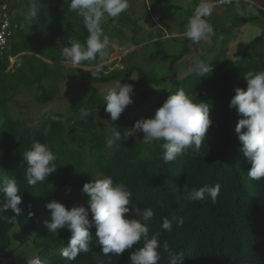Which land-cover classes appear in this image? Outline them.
Returning a JSON list of instances; mask_svg holds the SVG:
<instances>
[{"label": "trees", "instance_id": "obj_1", "mask_svg": "<svg viewBox=\"0 0 264 264\" xmlns=\"http://www.w3.org/2000/svg\"><path fill=\"white\" fill-rule=\"evenodd\" d=\"M248 1L257 6L246 0H231L226 5L236 6L237 13L226 18L213 13L205 17L214 35L199 43H193L185 34L173 36L180 48L164 74L144 70L131 61L133 54H129L122 60V68L100 71L96 78L92 76L101 83H124L134 73L139 84L153 86L134 98L116 121L104 110V97L97 89L81 82L86 95L70 106L74 124L79 127L71 136L67 135L66 113L47 110L36 118V123L27 124L24 118L10 113L6 102L9 93L20 86L31 92L39 104L56 96V82L64 78L63 62L67 61L61 56L62 48L69 46V40L83 45L89 36L83 17L69 8V0H36L39 13L31 26L21 16L10 18L9 49L0 57V182L15 179L22 197V213L16 220L9 210L4 214L7 219H0V256H5L7 264H28V260L37 256L43 264H69L60 253L68 245L71 233L67 228L58 230L57 234L48 232L45 221L50 220V214L46 203L55 199L69 209L79 204L87 207L89 197L81 191L82 185L109 176L114 183H124L132 193L130 212L126 215L134 214L132 207L153 210V217L144 221L149 229L147 237L119 257L106 256L95 243L93 224L89 227L93 236L89 251L81 252L71 264H131L129 255L157 232L161 244L158 264H168V253L162 246L164 241L171 251L181 255L178 264H264V180L247 177L250 165L235 132V125L244 117L235 108H229L235 88L246 89L243 76L249 71L264 72V37H252L234 58L228 57L222 46L236 27L264 18V0ZM31 2L20 0L19 4L29 7ZM157 2L162 3L158 18L168 19L166 10H171L181 19V33H185L199 4V0H192L191 7L169 0ZM132 17L127 22L134 30L136 21ZM111 21L117 22L116 18ZM104 30L107 29H103V33ZM155 34L162 36V32ZM209 39L212 48L217 47L208 61L210 73L198 75L193 71L189 74L194 64L188 66L185 59ZM9 56H16L18 60L13 69H6ZM102 62L98 57L79 66ZM178 65L184 69L181 75L176 71ZM102 69L106 67L102 65ZM82 72L80 68L71 67L69 75ZM178 90L185 91L197 102L209 103L212 125L199 152L187 149L176 160L165 164L161 159V141L144 144L140 132L128 139H124L123 134L134 121L151 117L165 99ZM82 109H90L92 114L81 118ZM116 131L121 139L109 148L106 146L108 136ZM35 142L47 145L56 155L57 169L46 181L33 187L26 181L23 151ZM206 184L219 185L215 202L207 193L203 201L189 202L184 198L187 191ZM3 199L0 194V203ZM172 215L182 217L183 225L177 227L174 223L171 232L164 231L163 219H170Z\"/></svg>", "mask_w": 264, "mask_h": 264}, {"label": "clouds", "instance_id": "obj_2", "mask_svg": "<svg viewBox=\"0 0 264 264\" xmlns=\"http://www.w3.org/2000/svg\"><path fill=\"white\" fill-rule=\"evenodd\" d=\"M222 2L227 4L231 0ZM128 7L129 0H69V8L83 17L89 36L83 45L78 41L69 40V46L62 48L61 56L77 68L82 62L95 61L98 57L102 61L109 47V40L103 33L102 24L107 18L119 17ZM214 7L212 0H200L186 26V38L193 43H199L202 39L214 35L213 27L205 19L212 15ZM38 13L36 0H32L24 16L25 23L31 26ZM101 69L102 63L97 65L95 71H90L91 75L96 78ZM188 71L189 74L195 71L198 75H206L210 73L211 68L209 62L206 64L197 59L194 68H189ZM243 78L246 81V89L235 88V94L229 101V108H235L237 113L244 117L238 120L235 132L242 145L241 150L246 162L250 165L247 177L260 181L264 180V72L249 71ZM133 95V85L122 84L120 81L106 90L103 104L111 120L119 119L127 106L133 103ZM198 101L185 91L178 90L170 94L151 117L134 121L130 128L124 130L123 138L134 137L140 132L144 144L161 141L163 149L161 159L165 164L176 160L187 149L199 152L212 120L209 103ZM91 114L90 109H82L80 112L81 118H87ZM120 139L121 134L116 131L107 140L106 146L111 148ZM56 159L51 149L40 142H35L24 150L27 184L34 187L37 183L46 181L48 175L56 172L57 165L54 163ZM19 191L15 179L0 182V194L4 198L0 203V219H7L4 214L9 210L16 220L22 213L20 207L22 197L18 194ZM81 191L89 197L87 207L79 204L69 209L55 199L46 203L50 214V220L45 221L48 232L57 234L58 230L67 228L71 233L68 245L61 249L60 253L69 264L81 252L89 251V246L93 243L89 227L93 224L95 243L101 246L106 256L119 257L137 245L142 238L147 237L149 229L144 221L151 219L154 212L151 208L142 211L139 207H132L134 214L131 217L126 215L130 212L128 205L132 193L124 183H114L109 176L85 182ZM219 192L218 184L216 186L206 184L199 189L187 191L184 198L189 202L203 201L207 193L215 202ZM134 216L140 219L133 218ZM174 223L177 227L182 226L183 218L176 215H172L170 219L164 218L161 227L164 231L171 232ZM159 236V232L155 233L143 247L132 252L129 255L131 264H158L160 260L158 249L161 247ZM162 246L168 253V264H178L181 255L171 251L167 241H164ZM28 264H43V261L37 256L28 260Z\"/></svg>", "mask_w": 264, "mask_h": 264}, {"label": "rangeland", "instance_id": "obj_3", "mask_svg": "<svg viewBox=\"0 0 264 264\" xmlns=\"http://www.w3.org/2000/svg\"><path fill=\"white\" fill-rule=\"evenodd\" d=\"M155 1L157 2V0H129L128 9L116 18V23H114L115 21H111L113 18H107L102 24V29H107L106 31L104 30V35L109 40V47L106 50V56L102 62L106 70L101 69L102 72L122 68V60L129 54H133L131 61L144 70L157 74L167 72L170 59L180 48V44L174 42L173 36H182L185 33H181L179 30L181 19L171 10H166L169 15L168 19L162 21L158 18V15H160L159 7L162 3H155ZM169 1L173 4L188 7H191L192 4V0ZM246 1L249 2L248 0ZM3 2H7L8 4L10 18H18V16H21L23 19L29 8L24 4H19L20 0H0V5ZM249 3L257 6L251 2ZM214 5L213 15L219 18L229 17L238 11L236 6H227L223 2H217ZM131 16L136 21L133 23L134 30L131 29L130 23L127 22ZM123 18L126 20H121ZM167 31H172V33L169 34ZM156 32H162V36L158 37L155 34ZM257 35L264 37V18L247 22L241 27H236L232 31L230 38L227 39V43L222 45L225 48L226 55L230 58L238 56L245 43ZM157 41H161V43L157 45ZM216 48H212L210 39L207 42L200 43L195 52L188 59H185L188 62L187 65L192 67L197 59L207 63L209 58L217 52ZM17 61L16 57L12 58V61H8L9 63L6 69H13ZM55 62L57 61H50V63ZM63 65L65 66L63 70L64 78L56 82L58 85V93L54 98L48 99L43 104H39L34 101L31 92L23 88V86H20L17 90L11 91L7 98L6 103L10 113L14 116L24 118L27 124H34L36 123V118L47 110L64 112L69 119L67 135L71 136L74 130L79 127L74 124V114L71 112L70 106L86 95V90L83 88V85L95 87L98 94L104 97L106 90L114 87L117 82H97L90 72L96 70L97 65L78 66L83 72L73 73L72 75H69V72L73 66L67 61L63 62ZM176 71L180 75L184 73V69L179 65L176 67ZM81 82H83V85ZM124 83L133 85L134 95L132 99L140 96L143 90H149L153 87L151 85L139 84L134 73ZM110 137L111 135L109 134L108 139ZM0 262L7 264L5 256H0Z\"/></svg>", "mask_w": 264, "mask_h": 264}, {"label": "built area", "instance_id": "obj_4", "mask_svg": "<svg viewBox=\"0 0 264 264\" xmlns=\"http://www.w3.org/2000/svg\"><path fill=\"white\" fill-rule=\"evenodd\" d=\"M222 2V0L215 1L213 3ZM12 35V27L10 17L8 13L7 3L4 2L0 5V57L4 56L10 44V36ZM16 56H9L8 60L12 61V58Z\"/></svg>", "mask_w": 264, "mask_h": 264}, {"label": "crops", "instance_id": "obj_5", "mask_svg": "<svg viewBox=\"0 0 264 264\" xmlns=\"http://www.w3.org/2000/svg\"><path fill=\"white\" fill-rule=\"evenodd\" d=\"M4 3V2H3ZM7 3V2H6ZM8 5V4H7Z\"/></svg>", "mask_w": 264, "mask_h": 264}]
</instances>
